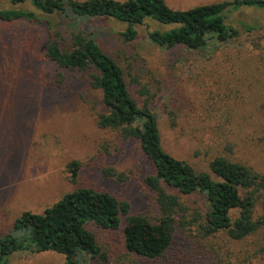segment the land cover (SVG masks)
I'll return each instance as SVG.
<instances>
[{
	"label": "rangeland",
	"instance_id": "1",
	"mask_svg": "<svg viewBox=\"0 0 264 264\" xmlns=\"http://www.w3.org/2000/svg\"><path fill=\"white\" fill-rule=\"evenodd\" d=\"M164 1L170 8L187 10L229 0ZM0 8L13 7L0 0ZM44 17L67 29L68 21ZM83 20L82 31L94 36L122 68L138 106L146 105L156 116L165 152L197 172H208L210 160L223 155L264 174L263 11L230 12L226 23L239 36L204 52L152 44L149 31L171 28L157 22L145 21L137 26L136 37L126 41L123 23ZM48 37L44 21H0V238L12 231L23 212L42 213L78 188L106 191L128 203V215L155 222L158 209L143 185L154 175L151 162L136 141L96 125V115L104 110L102 95L90 86L87 74L61 70L63 81L58 82L55 66L44 58ZM72 161L79 163L74 180L66 168ZM109 169L115 177L104 174ZM179 201L189 211L205 207L196 196ZM262 204L257 202L255 218L263 215ZM123 225L124 218L116 231L87 224L107 261L79 254L77 264H264V225L237 241L224 232L203 237L196 227L177 228L169 250L155 261L125 250ZM64 261L54 252H19L7 264Z\"/></svg>",
	"mask_w": 264,
	"mask_h": 264
},
{
	"label": "trees",
	"instance_id": "2",
	"mask_svg": "<svg viewBox=\"0 0 264 264\" xmlns=\"http://www.w3.org/2000/svg\"><path fill=\"white\" fill-rule=\"evenodd\" d=\"M8 2L13 8H0V21L31 24L44 21L49 36L44 58L55 66L58 82L63 81L61 70L87 74L90 86L102 95L104 110L96 115V125L116 132L123 140L136 141L141 153L151 162L154 175L146 177L143 185L151 193L159 216L155 222L140 215L130 216L128 203L118 201L110 193L78 188L42 213L23 212L17 217L12 231L0 238V264H7L9 257L19 252H54L64 257V264H77L79 254L106 262L107 255L100 251L86 225L92 223L103 230L116 231L122 218L125 250L152 261L160 259L169 250L177 228L196 227L203 237L224 232L229 239L237 241L264 225V174L223 155L210 160L208 172H197L165 152L152 110L146 105L138 106L122 68L100 47L94 36L81 29L83 19H112L126 25L122 35L126 41H132L137 35V26L149 20L171 27L167 31H149L152 44L163 49L181 47L204 52L215 44H225L239 36V31L226 23L230 12L240 9L264 12V0L221 1L187 10L170 8L164 0ZM25 5L32 9H25ZM37 12L52 16L55 21H68L67 29L54 27ZM66 168L74 180L79 163L72 161ZM104 174L115 177L110 169ZM120 178L116 180L120 181ZM193 196L204 201L205 207L201 211H189L179 201L180 197ZM259 200L263 202V215L255 218L254 210ZM235 212L236 216L233 215Z\"/></svg>",
	"mask_w": 264,
	"mask_h": 264
}]
</instances>
